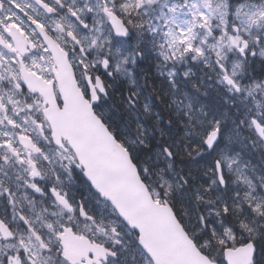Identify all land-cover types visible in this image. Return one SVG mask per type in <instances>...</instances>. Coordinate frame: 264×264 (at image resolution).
<instances>
[{
	"label": "rangeland",
	"instance_id": "374dc122",
	"mask_svg": "<svg viewBox=\"0 0 264 264\" xmlns=\"http://www.w3.org/2000/svg\"><path fill=\"white\" fill-rule=\"evenodd\" d=\"M84 1L86 6L89 3V6L97 11L95 27L98 35L107 31L106 34L101 35L106 37L98 43L103 47L106 39L111 41L110 56L118 72V80L115 79L114 82V91L118 92L117 82H125L127 78V82H131L130 86H134L133 90L141 93L140 88L143 84L153 83L151 77L158 78L162 75L164 79L169 80L168 89L163 86L162 93L172 98L174 104L178 106V110L174 109L177 116H193L194 105L191 106L193 101L188 96L190 95L189 90L194 91L189 85L195 77L200 79L199 86L209 85L210 92L217 91L210 101L207 100L208 104L204 99L196 107L198 113L196 121L199 124L201 120L204 122L202 116L209 118V124L205 128H220L218 119L221 117L225 119L223 141L216 151L222 164L223 175L227 179L225 187L220 184L216 176L212 183L204 182V188H202L204 190L205 187L207 189L208 186L210 187V191H213L211 198L207 199V195H202L198 202H195L197 212L193 217L197 216L195 221L198 220L195 222L197 226L195 236H203L201 246H209V238H205L203 234L205 228L209 229L208 222L213 223V221L222 224L223 235L220 241L227 242L228 246L237 244L246 238L257 239L259 238L257 235L264 236V141L254 129L251 121V116H255L263 123L264 129V69L260 67L264 64V31L255 34L259 29L264 28V0H229L231 7L228 5V0ZM105 8L110 12L118 11L124 16L132 31L138 33V36L139 30L144 31L141 38L139 37V43L133 44L134 48L145 46L142 57L143 65L138 71L136 51L127 42L128 40L114 38L108 19L102 14ZM152 28H156L154 29L156 30L155 35L159 39H165L159 51L165 68L162 73L148 74L144 71L145 62H148L150 47L156 40L155 36L151 37L147 33ZM134 37L132 36L131 39ZM244 41H248L253 46L251 52H246L245 55L242 54ZM224 69L232 77L237 78V84L241 87L242 93L237 94L225 86ZM202 72L207 74V79H204ZM210 78H213V81L209 84ZM195 88L199 90L197 84ZM196 90L198 98L199 93ZM202 93L204 94V91ZM112 102L115 103L114 100ZM148 103L151 105L152 100H148ZM149 104H146L148 109H150ZM222 104L229 109H224ZM146 105L144 104L145 110H142L144 114L150 112L146 110ZM219 105L222 106V116H217L218 111L214 110L216 106L219 108ZM103 107L105 113L109 115L107 117L111 120V125L118 129L120 136H126L125 138L131 140L129 141L131 145L139 149L142 171L155 189L156 195L157 193L166 194L175 188L180 189V185H189L185 176L178 174L177 166L166 158L168 148L165 149L162 144L158 145L162 137L159 136V142L154 137L153 131L144 127L148 121L160 124L159 116H164L162 104L159 105V110L150 112V116H144V132L137 131L132 126L131 117L134 121L136 120L137 126L142 130L135 116L126 114L124 118H121L120 108L115 104L110 105L109 103ZM230 107L233 110H230ZM235 116L241 118L236 119ZM141 118L143 116L139 115V119ZM153 142L158 145L155 151L153 147H148V143ZM60 153L64 157V154ZM169 154L174 157L171 151ZM62 156L60 160H66ZM190 156L194 154L191 152ZM207 189L204 193H207ZM229 204H233L234 211L244 216L243 223L246 225L243 230L238 231L228 223L227 218L230 216L227 215L229 209L226 206ZM102 206L103 210L113 211L109 205ZM219 206H223V209ZM113 212L111 227L117 231L118 235L106 227L105 218L102 223L98 220L96 230L97 240L106 242L114 248H117L116 241L120 242L117 248L120 254L119 261L112 264H152L138 247L137 235L125 228L115 211ZM216 255L222 258V253H216Z\"/></svg>",
	"mask_w": 264,
	"mask_h": 264
},
{
	"label": "flooded vegetation",
	"instance_id": "af4514ba",
	"mask_svg": "<svg viewBox=\"0 0 264 264\" xmlns=\"http://www.w3.org/2000/svg\"><path fill=\"white\" fill-rule=\"evenodd\" d=\"M96 13L84 0H0V264H69L59 240L65 228L95 241L103 212L92 194L82 205L87 197L77 187L74 153L67 142L54 144L44 99L32 87H45L34 75L59 87L43 29L67 53L86 98L92 99L89 84L101 80L105 94L99 91L95 110L105 114L115 76L111 59L103 67L111 41L98 43L107 31L96 32Z\"/></svg>",
	"mask_w": 264,
	"mask_h": 264
},
{
	"label": "water",
	"instance_id": "95a60500",
	"mask_svg": "<svg viewBox=\"0 0 264 264\" xmlns=\"http://www.w3.org/2000/svg\"><path fill=\"white\" fill-rule=\"evenodd\" d=\"M108 15L114 32L122 35L119 28L122 23H118L115 15ZM50 48L59 55L53 41ZM97 123L92 118L90 125L77 129L72 135L78 160L102 198L108 200L121 218L140 233V245L154 264H215L191 242L167 203L164 207L155 205L135 165L101 129L94 128L100 125ZM255 125L263 135L262 128L257 123ZM216 135V132L212 133L207 140L209 148L216 143ZM70 249L66 244L67 254ZM92 252L90 248L86 253ZM254 254V245L248 244L236 251L227 250L225 260L227 264H254Z\"/></svg>",
	"mask_w": 264,
	"mask_h": 264
},
{
	"label": "trees",
	"instance_id": "16d2710c",
	"mask_svg": "<svg viewBox=\"0 0 264 264\" xmlns=\"http://www.w3.org/2000/svg\"><path fill=\"white\" fill-rule=\"evenodd\" d=\"M264 65V64H263ZM152 74V71H151ZM155 78L151 77V80L153 81ZM154 86L149 87V90L147 92V95L145 99L142 101L146 103V100H152V104L150 105V112L155 111L158 109V106L162 104V112L164 116H159L160 124H157L156 122H149L144 127L146 129H150L153 131V135L156 138V140H159V136L161 138V142L158 144L164 145L163 147L168 148L171 153H173L174 156V165L177 166L178 174L184 175L185 179L189 182V185L185 187V185H180V189L175 188L171 192H167L163 195V197H166L167 200L170 201L172 206L174 207L175 211L177 212L178 217L184 224V226L191 230H196V215L197 208L195 205V202H198L200 197L202 195H207L206 198H211L213 191H210V187H205L204 190V182L210 184L212 183V180L215 175V169H214V162L213 159L209 157V154L205 150L204 139L206 135L208 134L211 127L205 128L209 122H208V116H202L204 119V122L201 120V123L199 124L197 119V111L194 110L192 112L193 116H177L175 115V110L172 106V103L169 99V96L162 93V88H160L158 92V84L156 82H153ZM198 88H201V85H197ZM163 87V86H162ZM154 90V91H153ZM201 90V89H200ZM199 91V90H198ZM202 91V90H201ZM196 96V95H195ZM155 97V99H153ZM200 103V100L195 101V105ZM146 105V104H145ZM140 110H137V109ZM130 112L128 114L135 116L139 120V125L142 130L139 129L137 126V123L134 121V119L131 117L132 120V126L135 128V130L144 132L143 123L145 121L144 116H150V112H147L144 114L142 110H145L144 106H141V104L134 110L129 109ZM154 113V112H153ZM183 114V113H181ZM139 115L143 116V118L139 119ZM237 119H240V116H236ZM214 118V117H213ZM229 120V119H228ZM119 123H121L119 120H117ZM230 121V120H229ZM150 124V125H149ZM170 126V127H168ZM137 127V128H136ZM196 134V135H195ZM200 134V135H199ZM145 136V134L143 133ZM153 138V137H149ZM122 141V140H121ZM157 141V142H158ZM123 142V141H122ZM157 143L153 142L152 144L148 143V147L156 150V147H158ZM159 151L160 147H159ZM179 151V152H177ZM194 154V156H190V153ZM198 152H200V155H198ZM206 154L207 156H205ZM132 158L134 162L140 167L142 170V164L139 160V155H133ZM160 169V168H159ZM205 169V170H204ZM204 170V173H202ZM207 176V179L205 177ZM207 189V193H204V191ZM166 192V191H165ZM223 203V201H220ZM221 209H223V206H219ZM228 213L227 215L230 216V218H227V221L230 225L235 227L238 231L243 230L246 223H243L245 218L243 215H241L239 212L234 211V205L229 204L228 206ZM209 229L207 232H205L203 235L209 238V246H203L204 252H206L210 257H214V260H221V257L217 256L216 253L221 254L223 249L226 247H232L235 246V244H230V246L227 245V242L220 241L222 233V227L218 223H209L208 222ZM243 227V228H242ZM195 234L196 231H194ZM259 238H251L254 239L257 248H258V259L257 264H264V237L263 235H257ZM203 236H198L197 239L199 243L201 242ZM244 240V239H243ZM241 240V241H243ZM241 241L237 242L239 244ZM211 252H209V251Z\"/></svg>",
	"mask_w": 264,
	"mask_h": 264
},
{
	"label": "bare ground",
	"instance_id": "6f19581e",
	"mask_svg": "<svg viewBox=\"0 0 264 264\" xmlns=\"http://www.w3.org/2000/svg\"><path fill=\"white\" fill-rule=\"evenodd\" d=\"M230 114H231V113H230ZM230 114H229V115H230ZM224 123H225V122H224ZM224 126H225V125H224ZM168 127H170V126H168ZM203 145H204V144H203ZM167 150H168V149H167ZM205 150H206V149H205Z\"/></svg>",
	"mask_w": 264,
	"mask_h": 264
}]
</instances>
